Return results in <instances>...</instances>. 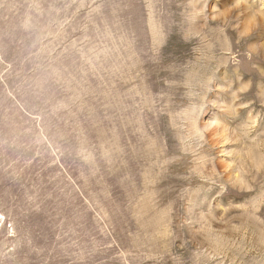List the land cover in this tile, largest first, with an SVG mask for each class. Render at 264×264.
Listing matches in <instances>:
<instances>
[{
  "label": "rangeland",
  "instance_id": "obj_1",
  "mask_svg": "<svg viewBox=\"0 0 264 264\" xmlns=\"http://www.w3.org/2000/svg\"><path fill=\"white\" fill-rule=\"evenodd\" d=\"M0 264H264V0H0Z\"/></svg>",
  "mask_w": 264,
  "mask_h": 264
},
{
  "label": "bare ground",
  "instance_id": "obj_2",
  "mask_svg": "<svg viewBox=\"0 0 264 264\" xmlns=\"http://www.w3.org/2000/svg\"><path fill=\"white\" fill-rule=\"evenodd\" d=\"M215 124H212L211 122H209V123H206L204 126H203V128L204 129H208V128H211V126H214ZM225 138V137H224Z\"/></svg>",
  "mask_w": 264,
  "mask_h": 264
}]
</instances>
